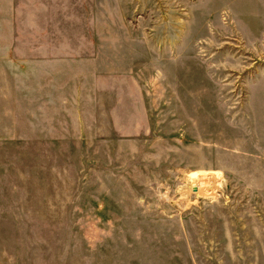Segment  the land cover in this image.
Segmentation results:
<instances>
[{
    "label": "rangeland",
    "instance_id": "obj_1",
    "mask_svg": "<svg viewBox=\"0 0 264 264\" xmlns=\"http://www.w3.org/2000/svg\"><path fill=\"white\" fill-rule=\"evenodd\" d=\"M19 2L101 73L23 109L0 264H264V0Z\"/></svg>",
    "mask_w": 264,
    "mask_h": 264
},
{
    "label": "crops",
    "instance_id": "obj_2",
    "mask_svg": "<svg viewBox=\"0 0 264 264\" xmlns=\"http://www.w3.org/2000/svg\"><path fill=\"white\" fill-rule=\"evenodd\" d=\"M19 3L0 0V183L13 179L15 188L20 179L23 109L37 108L38 100L50 106L55 92L64 100L69 83H94L101 69L81 52L102 49L100 42H51L48 28L47 41L23 42L17 23ZM38 51L70 53L38 58Z\"/></svg>",
    "mask_w": 264,
    "mask_h": 264
},
{
    "label": "bare ground",
    "instance_id": "obj_3",
    "mask_svg": "<svg viewBox=\"0 0 264 264\" xmlns=\"http://www.w3.org/2000/svg\"><path fill=\"white\" fill-rule=\"evenodd\" d=\"M198 177H201V178L203 177V179L206 178V180H208L209 177H213V176H211L210 174H205V173H203L202 175L199 174ZM198 177H197V178H198ZM200 180H201V179H200ZM200 180H199V181H200ZM203 181H204V180H202L201 182H203ZM207 182H209V181H207ZM198 184H201V183H198ZM206 184H207V183L205 182L204 184H201V186H200V185L197 186V189L199 190V193L202 194V195H206V194L210 193V192H209L210 187L207 186Z\"/></svg>",
    "mask_w": 264,
    "mask_h": 264
}]
</instances>
